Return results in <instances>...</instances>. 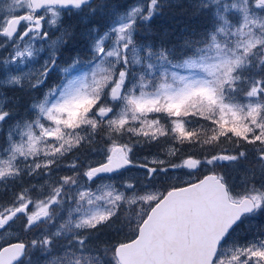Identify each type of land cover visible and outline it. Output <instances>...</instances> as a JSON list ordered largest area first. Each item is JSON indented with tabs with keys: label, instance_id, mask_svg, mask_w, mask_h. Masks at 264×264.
<instances>
[{
	"label": "snow or ice",
	"instance_id": "6c2138e0",
	"mask_svg": "<svg viewBox=\"0 0 264 264\" xmlns=\"http://www.w3.org/2000/svg\"><path fill=\"white\" fill-rule=\"evenodd\" d=\"M93 2L0 0V264H264V0H194L212 19L179 55L140 35L166 0ZM73 16L88 71L70 77L74 58L48 87ZM183 170L197 179L157 190ZM105 230L127 238L94 243Z\"/></svg>",
	"mask_w": 264,
	"mask_h": 264
},
{
	"label": "trees",
	"instance_id": "16d2710c",
	"mask_svg": "<svg viewBox=\"0 0 264 264\" xmlns=\"http://www.w3.org/2000/svg\"><path fill=\"white\" fill-rule=\"evenodd\" d=\"M131 0H96L93 2V7H96L99 4L107 3L110 6L114 5H123L126 6L129 4ZM194 0H166V3L160 12V14L153 17V19L148 22L147 28L141 29L140 35L141 36H149L156 41L157 44L160 43L161 40L164 41L167 47L172 48L175 47L176 55H179L181 51V46L185 39H194L199 37L207 28L210 26V22L212 19L211 12H197L191 7V4ZM122 11V9H121ZM82 17L73 18L72 22H68V25H73L75 27V31L73 33V38L67 42L66 45L60 48L58 52V58L60 60L59 63L64 65L69 64L70 60L78 55L85 59L89 58L88 52L86 50V37L83 34L85 32V26L81 22ZM95 20L99 21L101 26H105L110 23V18L105 15L103 18L100 15L95 17ZM101 30H106L104 27ZM142 43L143 41H139ZM57 74L52 72L50 74V79L48 84L50 86H54L55 84L59 83L60 79H56ZM11 94V93H9ZM200 150L191 146H186L181 151V156L186 157L188 155H192L196 153L199 155ZM140 153H137L139 156ZM75 157L69 155L68 160L65 163L70 162ZM103 159L101 155H80V160L84 161L85 163L91 162L96 163ZM179 162V161H177ZM134 171V169L130 171H126L125 175H129ZM66 172H68L66 170ZM64 171H61L60 174H64ZM71 174L70 172H68ZM206 172L200 173V178ZM191 180L197 179V176L193 175L190 176ZM184 182H177L175 184H183ZM172 185L168 183L166 180H161L157 184V188L159 192H164L165 189L170 188ZM2 191V189H0ZM255 220H252L251 226H264V216L257 215ZM246 226V225H245ZM127 231V230H125ZM242 231V230H241ZM31 238V237H29ZM127 237L124 233L115 234L110 233V231L105 230L101 234H99V240H94L96 244H115L118 241H123ZM32 260L34 264H45V257L41 255L39 251L33 253Z\"/></svg>",
	"mask_w": 264,
	"mask_h": 264
},
{
	"label": "rangeland",
	"instance_id": "374dc122",
	"mask_svg": "<svg viewBox=\"0 0 264 264\" xmlns=\"http://www.w3.org/2000/svg\"><path fill=\"white\" fill-rule=\"evenodd\" d=\"M138 2H141V0H131V2L129 4H127L126 6H131V5H134V4L138 3ZM122 11H123V9H122ZM110 23H111V21H110ZM51 32H54V35L51 37V41H56L57 38L59 36H61V34H62L61 32H56L55 30H52ZM35 47H37V48L40 49V51L37 54L36 58L31 63H29L27 66H25L24 64L19 65V67L20 68H23L25 72L29 71L30 69H32V70L39 69L41 67V65H43L44 62L48 59V56H49L50 51H51L50 41H48V42H46V41H38V42H36ZM46 51H48V52H46ZM3 55H7V53H3ZM56 55H57V66L54 69H52L51 73L52 72H55L57 74L56 79L57 78L60 79L58 82L61 81V79H62V77L64 75L63 72H62V69L67 68L68 65L72 62V60L74 58H77L78 57L82 63L79 66V70H73L70 73V77L71 76H77V75H80L81 72L88 71L87 61H88L89 58L88 59H85V58H83L81 56L76 55V56H74L70 60L69 64L64 65L62 63H59L60 60L58 58V53ZM11 67L15 68L17 66L16 65H12ZM43 90L46 92L47 91V88H44ZM64 172H65L64 174H69L68 172H66V170H64ZM186 173H187V170L172 172V173L169 174V177L168 178H165V179H162V180H166V181H168V183H171V184H175L177 182L179 183V182H187V181H190L191 180V177L188 176ZM60 175H62V174H60ZM139 175H141V173L139 172V170L134 169V171L131 174L125 175V178L126 179L127 178H135V177H137ZM113 182L114 183H117V184L121 183V181H119V180H116V181H113ZM157 190H158V188H157ZM255 219L256 218H254L253 220H255ZM258 227H261V226H251L252 231H255V229L258 228ZM248 228H249V226L246 225L245 226V229L242 230V231H240L238 233V235L240 237H243L245 235H248V237L251 238V233L248 232Z\"/></svg>",
	"mask_w": 264,
	"mask_h": 264
},
{
	"label": "flooded vegetation",
	"instance_id": "af4514ba",
	"mask_svg": "<svg viewBox=\"0 0 264 264\" xmlns=\"http://www.w3.org/2000/svg\"><path fill=\"white\" fill-rule=\"evenodd\" d=\"M73 18L75 19V16H73L71 19L65 18L67 20V22H72ZM54 35V32H50V38ZM48 52V51H46Z\"/></svg>",
	"mask_w": 264,
	"mask_h": 264
},
{
	"label": "water",
	"instance_id": "95a60500",
	"mask_svg": "<svg viewBox=\"0 0 264 264\" xmlns=\"http://www.w3.org/2000/svg\"><path fill=\"white\" fill-rule=\"evenodd\" d=\"M95 1V0H94Z\"/></svg>",
	"mask_w": 264,
	"mask_h": 264
}]
</instances>
